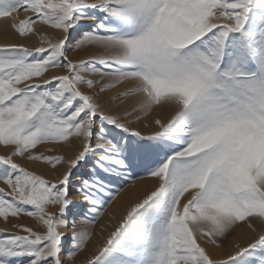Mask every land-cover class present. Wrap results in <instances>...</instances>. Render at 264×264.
I'll return each mask as SVG.
<instances>
[{
  "label": "snow or ice",
  "instance_id": "1",
  "mask_svg": "<svg viewBox=\"0 0 264 264\" xmlns=\"http://www.w3.org/2000/svg\"><path fill=\"white\" fill-rule=\"evenodd\" d=\"M0 20V264H264V0H0Z\"/></svg>",
  "mask_w": 264,
  "mask_h": 264
},
{
  "label": "rangeland",
  "instance_id": "2",
  "mask_svg": "<svg viewBox=\"0 0 264 264\" xmlns=\"http://www.w3.org/2000/svg\"><path fill=\"white\" fill-rule=\"evenodd\" d=\"M21 15H23V14H21ZM7 38L10 40H8ZM6 41L7 42L8 41L9 42H13V41L19 42L17 40V37L14 35L12 29L10 27L6 28L4 21L0 20V44H3ZM24 43L27 46L31 47L34 44H38L39 41L37 40V38L34 37L31 41H25ZM74 56H75L74 53H70L69 58L71 59ZM53 71H62V70L57 69V70H53ZM115 90H117V89H115ZM119 92H122V91H119ZM111 94H112V92L108 93V95H111ZM116 103H119V101H117ZM123 104H121L120 107L117 109L118 112L123 111L124 109H128V108L124 107ZM154 114H156V113H153V115ZM131 118L132 117H129V119H131ZM1 146L2 145H0V147ZM2 148L3 149L1 151H3V152H0V155H5L8 153V151H10L9 149H6L4 146H2ZM38 148L42 152H48L52 149H55V152L53 154H63L65 156H67V154H66L67 150L74 149V148L61 147L58 144L57 145H40V146H38ZM15 159L17 160L18 163H21L22 165L28 167L29 170H35L38 173H43L46 176V178H48V179L54 178L53 173L50 170V166L45 165V167H47V169L49 170L48 173H45V172L36 170L32 167H29V165L27 163H31V162L20 160L19 158H15ZM38 164H41V163H38ZM41 165H43V164H41ZM142 182H147V189L151 188L152 181L150 178H147L143 172L139 173V175L137 177H129L127 183H124V184L114 183V184L110 185L111 195L115 196V199L112 200L111 205L104 211V215L101 216L100 221H99V223L95 229V234L92 236L91 240L89 241V247L90 248L97 245V244L103 243V239L107 236L108 232L112 230V226L119 219V213L122 210V208L127 204V202L130 199L136 198L135 196H132L131 190L134 189L135 187H137ZM2 187H4V185L2 183H0V188H2ZM125 194L127 195V198L125 199L124 204L122 205L119 202L124 197ZM108 195H109V193L106 192L104 194V198L107 199ZM13 222L14 223L29 224V225L35 223L34 220H32L31 218H28V217H24L18 221H13ZM101 226L104 229L103 231L101 230ZM5 228H6V226L0 225V229H5ZM7 230L12 231L10 226L7 227ZM248 231H249V229L242 222H240V226L235 229V231L233 232L230 239L225 242V247L223 249H217L216 250V252L218 253L217 257L218 258H224L225 254L228 251H230L229 245L234 244V243H239L240 241L236 242L234 240L236 238H238V236L240 234H248ZM85 259H86V255L84 253H81L78 257L76 264H83Z\"/></svg>",
  "mask_w": 264,
  "mask_h": 264
},
{
  "label": "bare ground",
  "instance_id": "3",
  "mask_svg": "<svg viewBox=\"0 0 264 264\" xmlns=\"http://www.w3.org/2000/svg\"><path fill=\"white\" fill-rule=\"evenodd\" d=\"M8 39V38H7ZM8 40H10V39H8ZM9 42V41H8ZM2 43V42H1ZM125 88H126V86L125 85H122V86H120V87H118L117 88V90H115L114 89V91H117V92H119V91H124L125 90ZM131 99L132 98H128V101L127 102H125L124 104H123V106L124 107H126V108H128V109H130L131 108V103H130V101H131ZM154 115H156V114H154ZM151 119H152V116H149V117H145V118H143L141 121H140V124H143V123H148V122H150L151 121ZM144 131H149V129H144ZM3 148H2V146L0 147V152H3V151H1ZM74 151H75V148L74 149H72V150H67V156H71V155H73V153H74ZM28 165H29V167H32V168H34V169H36V170H39V171H42V172H45V173H48V169H47V167H45V165L43 166V165H41V164H38V163H27ZM147 190V182H142L141 184H139L137 187H135L134 189H132L131 190V192H132V196H135V197H137V196H139L140 194H142V193H144L145 191ZM127 198V195L125 194L124 195V197L120 200V204H124V201H125V199ZM110 217V216H109ZM243 223V222H242ZM0 225H3V226H6L1 220H0ZM243 227V226H242ZM254 235V233H252L250 230L248 231V234H240L239 236H238V238H236L234 241H236V242H238V241H240L239 243H241V244H245L246 242H248L250 239H251V237ZM216 254H218L217 252H216Z\"/></svg>",
  "mask_w": 264,
  "mask_h": 264
}]
</instances>
